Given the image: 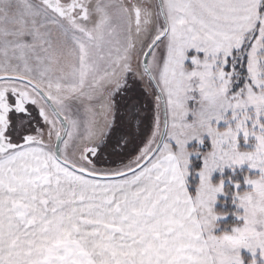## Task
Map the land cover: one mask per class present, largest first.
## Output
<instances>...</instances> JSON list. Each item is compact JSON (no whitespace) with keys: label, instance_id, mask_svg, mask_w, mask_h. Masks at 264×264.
<instances>
[{"label":"snow or ice","instance_id":"snow-or-ice-1","mask_svg":"<svg viewBox=\"0 0 264 264\" xmlns=\"http://www.w3.org/2000/svg\"><path fill=\"white\" fill-rule=\"evenodd\" d=\"M0 264H264V0H0Z\"/></svg>","mask_w":264,"mask_h":264},{"label":"trees","instance_id":"trees-1","mask_svg":"<svg viewBox=\"0 0 264 264\" xmlns=\"http://www.w3.org/2000/svg\"><path fill=\"white\" fill-rule=\"evenodd\" d=\"M241 145L243 147V144H241ZM246 174L255 175V174H258V173L257 172H253L252 170H250L248 168H238V169H236L234 174H233L231 169H226L225 173H224L225 176L233 175L234 179H237V180H240V181L244 180V177H245ZM219 177H220V173L215 175L216 179H219ZM229 187H231V186H229ZM247 187H250V186H248L246 184H243V183L241 184V190H244ZM215 209H216L217 212H227L228 213L227 216L220 217V219L218 221L219 224H220V227L218 228L217 232L223 231L226 226L236 223L238 221V219H239L237 216L234 215V211L236 209V205L232 202L231 195H228V196L222 195V196H220L218 198V201H217L216 205H215ZM241 211H242V209H241ZM243 254L246 257L250 256V254L247 253V252H244Z\"/></svg>","mask_w":264,"mask_h":264},{"label":"rangeland","instance_id":"rangeland-1","mask_svg":"<svg viewBox=\"0 0 264 264\" xmlns=\"http://www.w3.org/2000/svg\"><path fill=\"white\" fill-rule=\"evenodd\" d=\"M241 144H243V147H245V148H251V147L253 146L251 143L244 144L243 140L241 141ZM238 168H248V169H250L247 163H246L245 165H243V166L238 167ZM238 168H237V169H238ZM250 170H252L253 172H257V173H258V171H259V170H257V169H250ZM216 174H219V172L216 173ZM216 174H215V175H216ZM220 196H222V195H220ZM220 196H219V197H220ZM215 205H216V204H215ZM216 231H218V229H216ZM242 252H243V253H244V252H247V253H249V254L251 255V253H250L248 250H242Z\"/></svg>","mask_w":264,"mask_h":264}]
</instances>
